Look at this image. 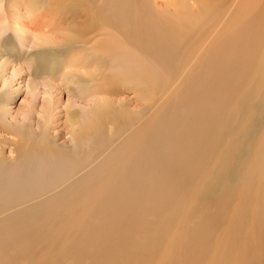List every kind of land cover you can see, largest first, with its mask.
Masks as SVG:
<instances>
[{
  "label": "bare ground",
  "instance_id": "bare-ground-1",
  "mask_svg": "<svg viewBox=\"0 0 264 264\" xmlns=\"http://www.w3.org/2000/svg\"><path fill=\"white\" fill-rule=\"evenodd\" d=\"M0 132V264H262L264 0H0Z\"/></svg>",
  "mask_w": 264,
  "mask_h": 264
},
{
  "label": "rangeland",
  "instance_id": "rangeland-1",
  "mask_svg": "<svg viewBox=\"0 0 264 264\" xmlns=\"http://www.w3.org/2000/svg\"><path fill=\"white\" fill-rule=\"evenodd\" d=\"M160 2L164 3V0H160ZM124 95H125V97L130 98V99H133V97H134V96H133V93H132V92H129V91H126ZM21 99H22L21 97L18 98V99L15 101V103L11 105L13 111H15V110L17 109L18 105L21 103ZM62 99L65 100L66 97H63V95H62ZM4 137H5V136H4V133H1V132H0V150H1V149L5 150V153H6L7 155H9V149H7V146H6L5 144H3V142H1V140H2ZM261 263L264 264V257L262 258Z\"/></svg>",
  "mask_w": 264,
  "mask_h": 264
}]
</instances>
